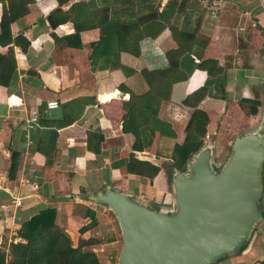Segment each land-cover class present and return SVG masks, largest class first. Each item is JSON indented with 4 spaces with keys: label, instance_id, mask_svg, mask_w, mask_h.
I'll return each mask as SVG.
<instances>
[{
    "label": "crops",
    "instance_id": "0c3cea01",
    "mask_svg": "<svg viewBox=\"0 0 264 264\" xmlns=\"http://www.w3.org/2000/svg\"><path fill=\"white\" fill-rule=\"evenodd\" d=\"M169 1L31 0L28 13L12 23L13 43H22L0 45V247L21 242L18 234L25 224L52 210L55 224L74 246L92 244L88 249L99 254L101 264H112L118 258L120 227L108 207L84 197L109 188L151 208L171 210L168 167L174 147L185 142L191 123L195 127V110L207 117L205 145L214 144L216 153L261 126L264 0H172L182 6L180 27L142 39L138 56L124 51L110 60L114 47H95L108 20L128 22L156 10L160 14ZM57 10L53 21L59 26L53 27L49 17ZM2 17L0 3V23ZM185 28L198 33L192 38L183 33ZM76 32H81V49L66 41ZM178 41L197 63L213 60L223 67L226 98L213 95L221 75L213 73L207 87L209 74L201 69L174 84L164 95L167 100L150 92L155 72L169 67L167 52ZM136 45L126 38L119 49ZM198 90L205 94L199 106L193 107L195 100L183 105ZM51 101H58L59 108L45 113ZM34 113L41 118L30 129L27 121ZM154 115L172 126L175 137L159 136L154 148L136 149L137 139L124 132V123L137 116L131 130H150ZM71 119L74 123L68 124ZM148 138L145 142H152ZM132 158L161 171L154 179L131 174L127 164ZM134 166L140 169L142 163ZM261 204L264 215V196ZM217 264H264V221L244 251Z\"/></svg>",
    "mask_w": 264,
    "mask_h": 264
},
{
    "label": "water",
    "instance_id": "95a60500",
    "mask_svg": "<svg viewBox=\"0 0 264 264\" xmlns=\"http://www.w3.org/2000/svg\"><path fill=\"white\" fill-rule=\"evenodd\" d=\"M215 154L208 143L186 172L174 169L168 211L109 188L84 197L115 217L123 238L118 264H217L248 244L264 221V120L235 138L224 165Z\"/></svg>",
    "mask_w": 264,
    "mask_h": 264
},
{
    "label": "trees",
    "instance_id": "16d2710c",
    "mask_svg": "<svg viewBox=\"0 0 264 264\" xmlns=\"http://www.w3.org/2000/svg\"><path fill=\"white\" fill-rule=\"evenodd\" d=\"M3 4V17L0 23V45L9 46L13 43V36L11 31V25L17 21L20 17L26 15L29 11L28 5L31 4V0H0ZM60 10L55 11L49 17L53 27H58V23H54L53 18ZM173 17V19H172ZM71 19V18H70ZM67 18L63 19V22H67ZM74 21L73 19H71ZM182 20V6L178 2L169 1L164 10L159 14V11H153L150 14L143 15L135 20L122 22V21H109L106 25L101 27L102 37L101 40L95 45L98 49H104L107 47H114V51L111 53L110 60L118 58L124 51L139 55V43L146 37H158L168 27L179 26ZM76 21V22H75ZM73 23L76 25L78 22L75 20ZM169 25V26H168ZM150 27V29H149ZM152 28H156V31H152ZM144 29L138 35L136 32ZM149 29V30H148ZM186 29V28H185ZM184 34L191 33V37L198 33V30H182ZM80 33L76 32L70 36H67L66 41L71 47L83 48V44L80 39ZM183 37L184 35L181 34ZM129 39V43H137L136 48L130 47L129 50H121L120 43L122 39ZM73 39H77L79 43L73 44ZM14 43L21 45L20 40H16ZM13 43V44H14ZM178 46L167 52L169 59V67L163 70L155 72L157 76L156 82L150 90L155 96L162 97L164 100L169 99V96L174 84L182 81H187L195 70H206L209 74V80L207 87L212 84V76L219 74L218 83L214 84L213 95L219 99L226 98V79L224 77V69L219 65L217 61L213 60H201L196 62L192 56L189 55V51L186 50L184 45L178 41ZM25 48L29 46V43L25 41L23 43ZM183 58V59H182ZM185 61L190 62V65H185ZM213 64V65H212ZM119 67V66H118ZM214 73V74H213ZM211 79V80H210ZM18 81L17 75L14 76L12 85L16 86ZM205 94L202 90H198L193 95L187 97L183 105L190 106L192 100H195V109L199 106L204 99ZM258 111H255L257 114ZM139 117L134 116L124 123V132L133 133L136 137L135 148L143 149V146L150 145V148H154L159 136H173L175 132L172 130V126L164 121H161L159 117L154 115L153 120L156 121L154 125L147 126L150 130H131L130 125ZM195 120V127L190 125L187 138L183 144H177L174 147L172 153V164L169 167L170 184L174 174V169H178L181 172H186L189 162L192 158L204 147L205 137L207 135L208 120L205 115L198 110H195L192 114V121ZM75 119L69 120L68 124L74 123ZM149 137V138H148ZM147 138H152V142L146 143ZM145 142V143H144ZM134 163H142V168H137ZM168 167V168H169ZM129 173L137 174L144 177L154 179L161 171L160 167L154 166L149 162H137L132 158L131 162L127 164ZM55 211L49 210L41 213L40 215L32 218V220L25 224L18 234V237L22 239L18 243L7 242L0 247V264H101L99 254L88 249L92 244L83 243L77 247L69 236V234L62 228L57 227L54 221ZM245 245L239 252L246 249Z\"/></svg>",
    "mask_w": 264,
    "mask_h": 264
},
{
    "label": "rangeland",
    "instance_id": "374dc122",
    "mask_svg": "<svg viewBox=\"0 0 264 264\" xmlns=\"http://www.w3.org/2000/svg\"><path fill=\"white\" fill-rule=\"evenodd\" d=\"M231 151V146H226V148L224 149V151L222 149H219L216 153V156H215V160L217 163H220L222 165L225 164V162L228 160V152ZM170 171L172 170L171 167H169ZM217 171H219L220 169H216ZM172 189V188H171ZM156 211H159V210H162V209H156V208H152ZM116 220V219H115ZM120 243H119V246L117 248V252L116 254L118 255V258H116V260H112V264H117L118 263V259H119V256H120V252H121V249L123 247V238H122V233H120ZM104 252L108 253L106 250H104Z\"/></svg>",
    "mask_w": 264,
    "mask_h": 264
},
{
    "label": "built area",
    "instance_id": "2783aa9c",
    "mask_svg": "<svg viewBox=\"0 0 264 264\" xmlns=\"http://www.w3.org/2000/svg\"><path fill=\"white\" fill-rule=\"evenodd\" d=\"M59 105L60 104L58 101L49 102L47 105V110L45 111V113H47L50 110L59 108ZM40 118H41V115L38 113H34L32 116H30L28 121H27L28 128H30V129L34 128L37 125V123L39 122ZM17 204L20 205L19 202H17ZM111 259H113V257H111Z\"/></svg>",
    "mask_w": 264,
    "mask_h": 264
}]
</instances>
